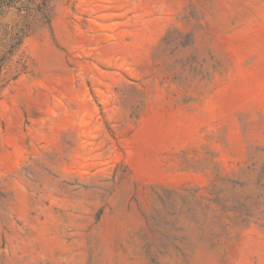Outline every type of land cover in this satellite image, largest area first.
<instances>
[{
    "label": "rangeland",
    "instance_id": "obj_1",
    "mask_svg": "<svg viewBox=\"0 0 264 264\" xmlns=\"http://www.w3.org/2000/svg\"><path fill=\"white\" fill-rule=\"evenodd\" d=\"M0 264H264V0H0Z\"/></svg>",
    "mask_w": 264,
    "mask_h": 264
}]
</instances>
